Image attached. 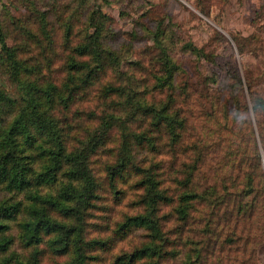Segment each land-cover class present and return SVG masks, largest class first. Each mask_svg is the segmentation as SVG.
I'll list each match as a JSON object with an SVG mask.
<instances>
[{
	"label": "trees",
	"instance_id": "trees-1",
	"mask_svg": "<svg viewBox=\"0 0 264 264\" xmlns=\"http://www.w3.org/2000/svg\"><path fill=\"white\" fill-rule=\"evenodd\" d=\"M94 10L68 44L57 80L36 76L35 63L0 34V64L18 94L0 85V264H250L264 241V175L239 77L232 103L243 113L234 111L225 132L248 134L251 150L238 147L237 163L252 159L254 175H230L212 160L225 132L187 133L191 101L176 86L161 31H153L156 60L142 77L140 63L125 59L130 50L110 40L106 14ZM101 149L109 160L98 182L91 163ZM166 160L172 184L162 173ZM106 183L119 198L127 195L121 184L133 186L132 209L110 231L93 232ZM188 231L199 237L189 247Z\"/></svg>",
	"mask_w": 264,
	"mask_h": 264
},
{
	"label": "rangeland",
	"instance_id": "rangeland-1",
	"mask_svg": "<svg viewBox=\"0 0 264 264\" xmlns=\"http://www.w3.org/2000/svg\"><path fill=\"white\" fill-rule=\"evenodd\" d=\"M41 9L44 15L38 13ZM88 10L106 14L104 25L110 40L130 50V54L124 53L125 59L140 63L137 73L142 77H148V69L156 60L158 45L153 31H161V44L177 64L176 86L191 101L184 104V115L192 127L187 131L190 135L201 127L203 130L212 127L215 132L209 138H216L229 129L228 120L234 117V111L242 116L240 106L232 103L238 95L236 77H239L241 98L249 106L247 118L256 143L259 171L264 175V141L261 140L264 104L258 107L259 98L264 101V0H0V34L7 44L20 48L22 57L35 63L36 76L57 80L61 77V63L68 44L84 34ZM245 79L251 82L250 99ZM0 85L10 97L18 95L1 64ZM247 135L239 140L230 131L225 140H218L220 145L211 153L212 160L221 162L222 170L230 175L257 173L252 159L243 157L237 163L238 147H245L248 154L251 150ZM108 156L109 151L101 149L92 159L98 182L103 180ZM160 157L165 160L167 155ZM167 163L166 160V167ZM166 167L162 170L165 183L172 184L166 178L172 169ZM121 187L127 195L119 198L107 184V192L99 201L101 206L91 217L93 225L89 224V229L93 232L95 229L99 233L110 231L120 212L132 209L127 203L134 187L128 184ZM188 234L185 239L189 247L199 237L191 231ZM185 239L183 236L181 242ZM13 247L19 251L17 242ZM49 260L50 257L44 259ZM250 264H264V241L257 245Z\"/></svg>",
	"mask_w": 264,
	"mask_h": 264
}]
</instances>
